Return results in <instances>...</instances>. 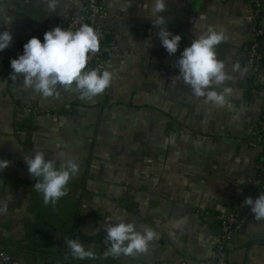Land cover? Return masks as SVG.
<instances>
[{
  "label": "crops",
  "instance_id": "0c3cea01",
  "mask_svg": "<svg viewBox=\"0 0 264 264\" xmlns=\"http://www.w3.org/2000/svg\"><path fill=\"white\" fill-rule=\"evenodd\" d=\"M108 32L104 70L111 85L92 99L74 88L58 87L43 97L15 82L6 64L24 42L44 38L80 8L79 0H0V32L11 44L0 51V253L20 264H62L68 239L95 244L98 258L73 264H209L216 218L243 199L262 148L256 125L261 108L241 69L253 36L248 2L238 0H165L168 30L182 39L169 55L152 27L154 0H102ZM9 19H11L9 24ZM209 26L229 37L218 48L234 79L224 107L206 103L176 79V61ZM263 66L259 82L264 85ZM87 69H94L86 66ZM220 91V88L216 89ZM36 150L61 161V152L79 165L68 193L45 205L23 159ZM120 221L148 226L158 233L148 252L104 258L103 225ZM228 264H264V219L248 224L227 245ZM0 264L5 263L0 258Z\"/></svg>",
  "mask_w": 264,
  "mask_h": 264
},
{
  "label": "clouds",
  "instance_id": "9594fccd",
  "mask_svg": "<svg viewBox=\"0 0 264 264\" xmlns=\"http://www.w3.org/2000/svg\"><path fill=\"white\" fill-rule=\"evenodd\" d=\"M57 0H49V7L55 12ZM166 10L165 0H154L152 27H158L162 46L169 55L177 52L182 36L173 35L166 25V18L156 15ZM11 19H9L10 24ZM13 37L10 31L0 32V51L6 49ZM100 33L94 27L85 23L77 30L72 31L60 26L44 33V41L35 36L24 44L23 54L11 60L12 73L10 79L15 81L23 76L24 86L31 88L43 97L58 94V87L66 90L75 89L82 99H92L102 94L112 83L114 74L109 70L100 68L87 69L88 53L100 50ZM229 37L224 28L217 29L209 26L198 34L186 47L176 61L178 73L172 83L182 80L191 89L193 96L204 98L206 103L216 107H224L227 97L231 95L232 88L226 86L228 81L234 79L227 70L226 62L218 58L217 48L226 43ZM247 73L248 68L241 69L240 64L233 65V72ZM220 88V91L216 89ZM61 161L57 167V160L46 158V153L36 150L34 155L25 153L24 161L28 166L30 175L35 179L34 189L42 193L45 205L53 206L68 193L70 179L78 175L80 165L61 152ZM9 161L0 160V170L9 167ZM251 209L256 220L264 219V193L255 199L248 196L243 201ZM7 202H0V215L7 214ZM106 232L105 244L110 247L103 253L104 258H119L121 256H136L148 252L150 242L158 238V233L145 225L137 228L134 222L120 221L103 225ZM70 254L77 260H95L98 258L95 244L86 246L79 239L66 241Z\"/></svg>",
  "mask_w": 264,
  "mask_h": 264
},
{
  "label": "built area",
  "instance_id": "2783aa9c",
  "mask_svg": "<svg viewBox=\"0 0 264 264\" xmlns=\"http://www.w3.org/2000/svg\"><path fill=\"white\" fill-rule=\"evenodd\" d=\"M80 8L67 20L62 21L59 26L72 31L77 30L82 24H89L100 33V50L98 52H89L87 66L92 68H100L104 70V49L103 42L108 35V32L103 27V21L107 17L105 8L103 7L102 0H79ZM248 2L251 12L253 14V36L249 47L247 49L244 66L248 68L247 76L250 85V91L255 95L261 104L256 133L257 140L251 142V147L260 146L263 150L259 160H257L254 167V175L248 181L247 192L243 199H241L234 209L219 215L216 218L217 232L215 235V242L213 247V257L210 259L209 264H228L227 245L233 236L242 231L248 224L255 221V216L251 212L248 205L243 203L246 197L252 196L254 199L261 193H264V85L259 82L260 72L263 66V53H262V38L264 35V0H238ZM43 43L44 38H39ZM24 42L19 53L12 59L18 58L23 54ZM11 59V60H12ZM11 60L5 66V74L9 78L12 73ZM19 79V76L15 81ZM10 81L15 82L9 78ZM0 258L9 264H20L19 261L13 260L0 253ZM62 264H73V257L70 250L67 249L62 256Z\"/></svg>",
  "mask_w": 264,
  "mask_h": 264
},
{
  "label": "trees",
  "instance_id": "16d2710c",
  "mask_svg": "<svg viewBox=\"0 0 264 264\" xmlns=\"http://www.w3.org/2000/svg\"><path fill=\"white\" fill-rule=\"evenodd\" d=\"M103 43H105V41Z\"/></svg>",
  "mask_w": 264,
  "mask_h": 264
}]
</instances>
